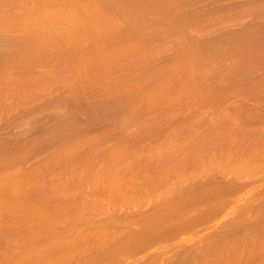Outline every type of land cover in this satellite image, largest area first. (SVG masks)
Listing matches in <instances>:
<instances>
[{
    "label": "bare ground",
    "instance_id": "obj_1",
    "mask_svg": "<svg viewBox=\"0 0 264 264\" xmlns=\"http://www.w3.org/2000/svg\"><path fill=\"white\" fill-rule=\"evenodd\" d=\"M260 14L264 0H0V121L50 101L20 116V144L0 133V264H264ZM234 94L258 108L215 112ZM82 115L121 138L82 154ZM144 134L159 139L135 148ZM41 147L48 163L22 171Z\"/></svg>",
    "mask_w": 264,
    "mask_h": 264
},
{
    "label": "rangeland",
    "instance_id": "obj_2",
    "mask_svg": "<svg viewBox=\"0 0 264 264\" xmlns=\"http://www.w3.org/2000/svg\"><path fill=\"white\" fill-rule=\"evenodd\" d=\"M261 17H264V15H263V14H260V16H258V17L253 16V22H254V23H252V24H253V25L255 24V26H256V23H257V25H259V24L261 23V21H262V20L260 19ZM257 18H259V20H258ZM248 19H249V18H248ZM248 19L246 18L245 20H247V22L250 21L249 23H251V17H250V20H248ZM254 19L256 20V22H255ZM258 21H259V22H258ZM215 28H216V27H215ZM215 28H214V29H215ZM211 29H212V30H211ZM214 29H213V28L208 29L209 32H208V30H206V31L208 32V34H209L211 37H212V36L215 37V36L217 35L216 33L220 32V31H219V30H220L219 27L217 28V30H214ZM218 29H219V30H218ZM231 29H232V28H231ZM221 30H222V29H221ZM225 30H226V29H225ZM225 30H223V31H225ZM171 32H172V34L174 33L173 31H170V32H169L170 34L167 33V34L169 35V36L167 35V37H169V38L166 39V40L163 39V40L160 42V44H163V41H164V44L167 43V42L170 40L171 37L174 38V34H173L172 36H170V35H171ZM212 33H213V34H212ZM192 34H193V32H192ZM194 34H195V32H194ZM198 34H199V33H198ZM208 34H207V35H208ZM209 35H208V37L210 38ZM175 37H176V35H175ZM195 37H196V36H194V38H195ZM172 38H171V39H172ZM212 38H213V37H212ZM156 40H157V39H156ZM167 40H168V41H167ZM211 40H212V39H211ZM166 41H167V42H166ZM209 42H210V41H209ZM216 42H217V41H214V40H213L212 43H216ZM154 43L157 44L158 42H157V43L154 42ZM154 43L149 41V44H148V43H145L144 45H145V46H146V45H147V46H152V45H155ZM150 44H151V45H150ZM163 59H164V58H163ZM47 67H49V66H47ZM49 68H50V67H49ZM49 68H47V70H48ZM34 71L36 72L37 69H35ZM260 72H261V71H259L258 73H260ZM46 95H47V96H46ZM46 95H45V99H44L45 101H46L47 98L50 97L48 93H47ZM234 95H236V94H234ZM48 96H49V97H48ZM236 96H238V97H236ZM236 96H233V95L231 96V95H230V96L228 97L229 99L227 98V99H224V100H223V101H225L226 103L222 101V103L217 104V107H216V103H215V106H214V107H216V108H214V107H212V106L210 107V105H209V107H207V105H205L206 107H205V106H202V108L205 107V108L202 109V111H203V112H206V113H205L206 115H207V114H210L209 111L213 112V108L216 110V111L214 110L215 112H219V111H221V110H226V109H227L226 111H228V109H229V111H230V110H233V109H232V106H234V105H232L233 102H235V101H236V102H237V101H238V102H239V101L241 102L242 99L247 100V101H245V100H243V101H245L246 104H247L249 107L253 106V108L256 107V106H254V105H257V103L254 104V101L259 102L258 100H256V98H253V97H252V98H251V97H248V96L246 97V96H244V95L241 97V96H239L238 94H237ZM46 97H47V98H46ZM234 98H235V99H234ZM231 99H232V101H231ZM239 99H240V100H239ZM49 100H51V99L49 98ZM228 100H229V101H228ZM252 100H254V101H252ZM249 101H250V102H249ZM42 102H43V104H42ZM46 102H48V99H47ZM46 102H45V103H46ZM49 102H50V101H49ZM49 102H48V103H49ZM251 102H252V103H251ZM45 103H44V101H41L38 105H39V106H43ZM48 103H46L45 106H46ZM227 103H228V104H227ZM249 103H250V104H249ZM224 104H225V106H224ZM229 104H230V105H229ZM253 104H254V105H253ZM38 105L32 106L34 109H31V108H32V107H31V108H29L28 110L24 111V113L22 112V114H25L26 116L29 115V114H31V112H32V114H33V113L36 111V109L39 107ZM69 105H70V104H69ZM69 105H68V106H69ZM79 105L82 106L83 103L81 102V104H79ZM219 105H220V106H219ZM228 105H229V106H228ZM36 106H37V107H36ZM45 106H43V107H45ZM257 106H258V105H257ZM35 107H36V108H35ZM69 107H70V106H69ZM183 108H184V109H183ZM211 108H212V109H211ZM220 108H221V109H220ZM256 108H258V107H256ZM30 109H31V110H30ZM186 109H188V108H186V106H184V105H183V106H179V107H177V109H176V115H178V114L181 115V114H182V115H181L182 117H184L185 115H186V116L190 115V114H191V111H190V110H192V109H190V108H189L190 110H189V109L186 110ZM209 109H211V110H209ZM218 109H219V111H218ZM259 109H260V108H259ZM259 109H258V110H259ZM29 110H30V112H28ZM180 110H181V111L183 110V111L180 112ZM177 111H178V113H177ZM189 111H190V113H189ZM192 111H193V110H192ZM254 111H257V109H255ZM12 112H13V113H12ZM12 112H11L10 115H9V120L7 119L8 121H6V122L0 121V124H1V125H0V133H1V134H5V133H6V134H8V136H11V135H12V136H13V135L16 136V134H18V132H19V133L21 132V128H22V127H21V125H20V120H21V117H22L21 115H22V114H21V113L19 114L20 111H19V112H18V111H12ZM184 112H185V114H184ZM16 113H17V115H16ZM188 113H189V114H188ZM50 114L53 115V116L48 117V115H50ZM54 114H55V113H54ZM54 114H52V113H48V115L46 114L47 116L42 117V118H44V119L41 118V119H40L41 121L39 120V122L43 123L42 121L44 120V121L46 122V124H48L49 121H50V122H51V120L53 121V119L57 116V115L55 116ZM25 115L23 116V118H24V117L26 118ZM12 116L15 117V121H14V119H13L14 117H12ZM20 116H21V117H20ZM29 116H30V115H29ZM29 116H28V117H29ZM54 116H55V117H54ZM84 116H85V117H84ZM84 116L82 115V116H80L79 118L77 117V121H78V123H79V126L81 127V128L79 127V131H80V132L78 131L79 133H76V136L74 135V136L71 137V138L73 139L74 143H77L78 146L81 147L82 144L85 143V140H87L86 138H89V137H92V136H93V138H94V136H96V137L99 136V137H97L98 139H100L99 146L102 147V148H104V149H106V148L111 147V146H113L114 144H116V143L118 142V139L121 138L119 132H115V131H114V133L111 132L112 134L109 133L108 135H105L106 132H110V131H111V130L108 128L109 125H110L111 123L109 122L110 124H107L108 121H111V120H109V119H111V117H112L111 115H110L111 117L108 116V117L106 118V119H108L107 121H105V122H104V121H100V122L94 123V124H92V125L88 124V122H87V120H88V116H87V115H84ZM113 116H114V115H113ZM207 116H208V115H207ZM11 117H12V118H11ZM16 117H18V119H16ZM28 117H27V118H28ZM30 117H31V116H30ZM45 117H46V118H45ZM19 118H20V120H19ZM83 118H86V119L83 120ZM112 118H113V117H112ZM81 119H82V120H81ZM261 119H262V118H261ZM261 119H260V120H261ZM16 120H17V121H16ZM46 120H48V121H46ZM11 121H12V122L14 121V122H13L14 125L11 124V123H12ZM15 122L18 124V127H17V124H16ZM39 122L37 123V124H38L37 126L41 125V123L39 124ZM47 122H48V123H47ZM86 122H87V123H86ZM253 122H254V121H253ZM254 123H255V122H254ZM254 123H253V124H254ZM260 123H262V122H260ZM4 124H5V125H4ZM15 124H16V125H15ZM46 124L44 123V126H47ZM170 124H171V123H170ZM170 124H167V126L165 125L166 129L163 128L164 126L162 127V129H161V130H162V133H160V135H158L159 138L162 137L161 134L164 135V134H166L167 132L169 133V132L172 130V127H173V128L175 127V126H173L175 123H173V125L171 124V126H170ZM256 124H257V125L259 124L258 121L255 123V125H256ZM8 125H9V126H8ZM42 126H43V125H41V127H42ZM44 126H43V127H44ZM90 126H91V129H90ZM93 126H94V127H93ZM112 126H113V125H112ZM112 126H111V127H112ZM1 127H2V128H1ZM16 127H17V128H16ZM43 127H42V128H43ZM88 127H89V128H88ZM111 127H110V128H111ZM113 127H114V126H113ZM113 127H112V128H113ZM170 127H171V129H170ZM18 128H19V129H18ZM36 128H37V127H35V129H36ZM42 128H39V129H42ZM82 128H83V130H82ZM107 128H108L109 130H108ZM168 128H169L170 131L168 130ZM2 129H3V130H2ZM14 129H15V130H14ZM35 129L32 128V130H33L32 132H31L30 129H29V131L27 130V131L29 132V135H31L32 138H33V136L35 137L36 133H38V135H39L38 128H37L36 130H35ZM84 129H85V130H84ZM87 129H88L89 131H88ZM163 129H164L165 131H164ZM90 130H91V131H90ZM94 130H96V131H94ZM4 131H5V132H4ZM15 131H16V132H15ZM22 131H23V129H22ZM40 131H41V130H40ZM87 131H88V132H87ZM11 132H12V133H11ZM24 132H25V133H22V135L20 134V135L23 136V137H19L18 135L16 136V137H17V140H18V141H16L17 143H19V140H20V139L24 138V134L26 135V131H24ZM165 132H166V133H165ZM13 133H14V134H13ZM87 133H88V134H87ZM9 134H11V135H9ZM90 134H91V135H90ZM113 134H114V135H113ZM29 135H28V136H29ZM3 136H6V135H3ZM26 136H27V135H26ZM82 136H83V137H82ZM84 136H85V138H84ZM100 136H101V137H100ZM145 136H146V137H145ZM31 137H30V139H31ZM73 137H74V138H73ZM81 137H82V138H81ZM114 137H115V138H114ZM116 137H117V138H116ZM151 137H152V136H151ZM158 137L156 136V138H155V137L153 136L152 139L154 138V139H153L154 141H156V139H157V141H158V139H159ZM7 138H8V137H7ZM10 138H11V137H10ZM19 138H20V139H19ZM71 138H69V139L72 140ZM146 138H148V139L146 140ZM8 139H9V138H8ZM12 139H15V137H14V138L12 137ZM27 139H28V138H27ZM115 139L117 140V142L115 141ZM143 139H144V140H143ZM149 139H151V138H150L149 136H147V134H146V135L144 134V136L142 135V136L139 138V141H137V142L135 141V142H136L135 144H137L135 148H137V149H138V148L141 149V148H142V145L144 146V145H148V144H150L151 142H150ZM152 139H151V141H152ZM104 140H105V141H104ZM137 140H138V138H137ZM78 141H79V142H78ZM81 141H82V142H81ZM114 141H115V143H114ZM119 141H122V140H119ZM141 141H142V142H141ZM146 141H147V142H146ZM13 142H14V141H13ZM21 142H22V140L20 141V143H21ZM144 142H145V143H144ZM152 142H153V141H152ZM20 143H19V144H20ZM142 143H143V144H142ZM58 144H60V143H57V145H58ZM138 144H139V145H138ZM141 144H142V145H141ZM57 145L54 146V149L58 147ZM83 145H84V144H83ZM101 145H102V146H101ZM134 146H135V145H134ZM137 146H139V147H137ZM140 146H141V148H140ZM80 147H79V148H80ZM82 147H83V149L80 148V152H83L82 154H85V151H84L85 145L82 146ZM49 148H50V147H49ZM38 149H39V151H37ZM50 149L52 150V148H50ZM46 150H47V151H46ZM48 150H49L48 148L41 147V148H35V150L32 151V153L34 152L35 154H32L31 152H30V153L28 152V155H26L27 157H25V158H24V161H23V166H24V167H27V169H26V170H25V169H22V168L19 166L20 169H21L22 171L27 172L28 168H29L31 165H33V164H34L35 166L37 165L36 161L45 162V160H46V162L48 163V160H47V158L49 157L48 154L51 155V153H49ZM81 150H82V151H81ZM49 151H50V150H49ZM36 152H37V153H36ZM45 152H46V154H45ZM50 152H52V151H50ZM41 153H42V154H41ZM30 155H31V156H30ZM38 155H39V157H38ZM28 156H29L30 158H29ZM37 157H38V159H37ZM46 157H47V158H46ZM28 158H29V159H28ZM35 158H36V159H35ZM43 158H46V159L43 160ZM26 159H27L28 161H27ZM30 160H31V161L34 160V161L31 162ZM34 162H35V163H34ZM40 162H38V163H40ZM20 165L22 166V164H20ZM23 166H22V167H23ZM35 166H34V167H35ZM31 167H33V166H31ZM31 167H30L29 169H32ZM34 167H33V168H34ZM49 168H50V167H49ZM49 168H48V169H49ZM50 169H51V168H50ZM50 169H49V170H50ZM46 170H47V169H46ZM2 171H3V170H2ZM46 172H47V174H48V172H50V171L47 170ZM146 207H147V205H146V206L144 205L141 209H145ZM116 209L118 210L117 212H119V209H118L117 207H116ZM52 255H53V254H52ZM56 255H58V254H55L54 257H56ZM49 256H50V255H49ZM52 257H53V256H52Z\"/></svg>",
    "mask_w": 264,
    "mask_h": 264
}]
</instances>
